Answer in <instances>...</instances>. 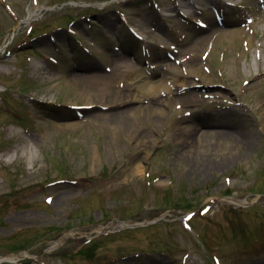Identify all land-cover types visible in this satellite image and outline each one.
<instances>
[{
    "label": "rangeland",
    "instance_id": "1",
    "mask_svg": "<svg viewBox=\"0 0 264 264\" xmlns=\"http://www.w3.org/2000/svg\"><path fill=\"white\" fill-rule=\"evenodd\" d=\"M179 1L0 0V47L33 15L0 52V256L264 264V0L203 2L190 20ZM157 65L184 85L130 100L132 74ZM181 117L210 145L184 152Z\"/></svg>",
    "mask_w": 264,
    "mask_h": 264
},
{
    "label": "bare ground",
    "instance_id": "2",
    "mask_svg": "<svg viewBox=\"0 0 264 264\" xmlns=\"http://www.w3.org/2000/svg\"><path fill=\"white\" fill-rule=\"evenodd\" d=\"M188 2V5H182V0L179 1V3L177 2L175 5V8L178 6H181L182 8H186V7H190V4H193L194 1L193 0H186ZM232 0H225V3H232ZM203 2H209L213 5H216L218 3V0H197L196 3L198 5H202ZM200 7V6H199ZM178 10V8H177ZM192 11V9H191ZM188 15L193 16V14H189V12H187ZM33 15H28V17L25 19V22H30V20L32 19ZM217 31H214V35ZM230 34L233 33H240L241 29L240 28H234L231 29ZM216 36V35H215ZM195 39L193 40L194 45H199L202 40L204 39L203 36H195ZM2 51V50H1ZM191 72L194 73V75H198L200 76V80L199 81H193V84H199L202 83L203 85H207L209 82L207 79L203 78V72L200 70L199 66H193L191 65ZM76 79V78H74ZM132 84L134 85L135 88V93L132 95V97L130 98V100H143L147 95L150 94H154V93H158V91L163 90V91H167V93H172L174 90H177L179 88H181L184 83L182 82L181 78L179 76H168L166 74V72H164L159 65L155 66V67H151L149 66L148 68L146 66L138 69L137 71H135V73L132 74L131 78H130ZM167 81L170 82V85H167ZM85 103L86 104H90V103H94L92 100H90V98H85ZM259 108L260 104H256L255 108ZM189 121L188 117H181V119L178 120L177 126H178V130L180 131H186L187 134H191L194 133L195 137L193 136L191 139L189 137V147L187 149L184 150V152L192 154L193 152L205 147V145H210V139L213 137V133L211 131H209L208 129H200L199 131L197 130L196 132V128L194 130H190L192 128H190L191 126L187 123ZM202 124H206V125H214L213 122H208L205 123L203 121ZM194 128V127H193ZM190 136V135H189ZM192 140V143H190ZM138 169L141 168V164L138 163L137 164ZM153 221H144V222H139L137 220H133V221H129V222H123L122 224H120L121 226H126V225H138V224H146L149 222H154V219H152ZM110 226V225H109ZM108 225L101 227L100 229H97V232L100 231H105L108 230L110 227ZM74 233H68L64 236H62L60 239L54 240L51 243L50 249H53L57 246H59L63 240L65 239L66 236H70ZM30 255V253L28 251H22L21 253H19L18 255L16 254H12V255H1L0 256V262H2L3 260H10L11 262L16 261V259L18 258H25L26 256Z\"/></svg>",
    "mask_w": 264,
    "mask_h": 264
},
{
    "label": "trees",
    "instance_id": "3",
    "mask_svg": "<svg viewBox=\"0 0 264 264\" xmlns=\"http://www.w3.org/2000/svg\"><path fill=\"white\" fill-rule=\"evenodd\" d=\"M173 205H175V204H173ZM168 206H172V205H168ZM183 208L186 209V208H188V207L184 206Z\"/></svg>",
    "mask_w": 264,
    "mask_h": 264
}]
</instances>
